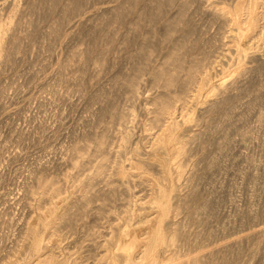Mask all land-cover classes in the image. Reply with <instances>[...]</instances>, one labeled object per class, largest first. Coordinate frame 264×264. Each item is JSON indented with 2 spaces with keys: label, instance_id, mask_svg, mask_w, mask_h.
<instances>
[{
  "label": "bare ground",
  "instance_id": "1",
  "mask_svg": "<svg viewBox=\"0 0 264 264\" xmlns=\"http://www.w3.org/2000/svg\"><path fill=\"white\" fill-rule=\"evenodd\" d=\"M195 6H197L195 9L197 14L198 12H201L205 18L209 19V20L207 19V21H210L211 24L218 25L219 34L214 33L215 35L218 34V36L215 37L214 35L213 38L209 36L210 39H206L207 37L204 38L203 35L198 34L199 28L197 29L195 25V21L193 19L194 16L192 17V14H191V10L193 12V8ZM0 7H1L0 9V71L3 67L6 68L8 65L10 67V65L14 63L17 56L20 53H22L21 52L22 47L25 44V42L28 40L29 37L33 36V33H34L33 29H34V25L36 24V22L33 20H29L30 18L28 20L26 19L27 15L34 16V14H30L32 11L39 9L40 13H42L41 12L42 10L46 11V13L47 12L49 13V11H53L61 7L60 9H61V12H63L64 16L62 19L63 21L60 22L61 25H59V27L61 26L60 32H59L61 34H59L56 37L54 41L55 43L58 42V39L61 36H63L67 31L69 32L70 30H72V28L75 26V25L74 26L71 25L72 20H74L73 18L78 17V15L83 11L80 8V6L78 7L76 6V0H69L66 4H64V6H59L58 1L56 2V0H0ZM175 10H177V12L175 13L176 15H172L173 17H170V13ZM104 13H107V14L109 13L110 15H112L113 13V16H114V13L116 14L119 13L116 15V17L112 18V20H114L113 22L114 25L115 23L117 24L119 20V17L117 16H120V13H122L121 18H123V20L125 21V23L123 22V24L129 25V31H130L129 34L131 35V36L130 35L128 36L127 34L126 36L124 35L126 38L125 42L127 43V45H130V42L132 41H133L132 42L133 44L135 40L136 41L141 40V42H139L141 44H139L138 48H136L135 50L136 54H134L135 52L133 53L134 55L132 54L133 49L129 52L127 48L128 46L126 47L127 48L126 51H128L129 54L131 53V55H129L128 62L130 60L133 64V67L132 69H130L129 72L126 73V76H125L126 80L123 81V84L127 88L130 94V98L133 101L141 100L140 99L141 98L140 96L142 93L141 86L143 84L142 77L147 72V70H149L152 75L151 83H152L153 89L158 90L157 93L155 94L152 93V95L150 96L148 95L147 98L145 99V103L147 105L146 107H148L147 112H146L148 119L145 122L146 135L144 138L147 140L146 141L147 145L145 147H139V146L134 147L133 146L134 145L133 139H134L135 134L133 133V130L129 127V123L131 124L132 121L134 122L135 118L137 117V113H138L137 109L133 108L132 110L127 112L124 110L118 111L119 109L118 108L116 117L118 116L120 126L123 129L120 132V139H119L120 146L119 148L117 147L118 150L116 152H114L115 151L114 149H113L114 151L113 150L111 151L110 150L111 148L109 149L110 147L109 144H111L110 142L111 140L109 138L110 136L108 134L109 133L108 131L102 134L96 133L95 138L93 137L94 138L93 142L90 143L88 140H86V144L85 145L83 144L84 146H81V145L85 140L82 143L76 140L75 142L78 141L77 143H81V145L76 144L75 146L74 145L71 146V147L74 146L72 148V154L70 153L72 157L69 158V155L67 157L64 155L66 159L67 158L70 159L69 160L70 163H68L69 161L66 160L68 161L67 165L70 164V166H72L73 169H79L83 165L85 166L86 162L88 161L86 159H89L87 163L92 164L91 165L92 171H90L91 172L90 173L88 171L89 168L86 169L87 170L86 173L89 172V174L87 175L86 173H84L85 175H87L85 178L82 177L83 179L82 178L80 179L79 175H78L79 177H77V175L73 173H67V174H64L63 179L62 178L60 179L57 177H56L57 179H55L54 177L49 179L47 175H44V173L43 174L39 173L41 169L45 171L44 169H48L49 167H44V165L42 164L44 168H42V166L38 167V169L34 168L39 172L36 173V170H35L34 175L30 173L33 176L31 180L33 179L34 183L27 185L30 183L29 182L30 180L28 182L26 181L27 182L26 190L28 192L26 194L32 196L31 198H29L32 200V202L26 205H29L31 206V208H35L36 210L38 209L43 212L42 213L40 212L41 213L40 216L34 222L27 221V223H25L26 221L24 222L22 220V222H24L25 225L21 228L20 232L17 230V233L19 232V234L17 235L16 239L12 237L14 239V240L12 239L13 240L12 242L13 245H11L12 247L9 248V250L5 248V250H7L8 252H5V251H4L5 253L3 252V247H4L3 244L9 242L10 239L7 242L5 240L4 242V239L6 237L5 235L6 232L4 233L5 236L3 234H0V248H2L1 253H3V256L1 255L0 257V261L2 264H228V262L232 260H230L229 258L226 259V257L228 256L226 253L222 252L223 253L222 255L218 254L215 256L214 253H217L218 251H220L219 249H217L218 251L216 250L217 252H214L212 254L210 253L211 254L210 257H206V256L204 257L202 256L203 255L202 253L201 255L198 254L196 251H198V248L199 249L200 247L202 248L203 242L199 243L200 237H198V240L194 239L196 236H199L197 235V233L195 235L190 234L191 236H193V239L195 241L191 239L192 237L190 238V235L187 233V226H189V223L191 222V220H193L195 217L197 218V215L199 218L203 216V215L200 216V214H204L202 212L205 210V207H206V204L204 202L202 204H201L202 201L199 202L200 199L202 198H201V195H199L198 193L199 191H197L196 189L198 187V184L200 185V183H202L200 181L205 178L204 177L205 172L203 171L205 169L204 168L202 169L204 165L201 167L200 164L204 163V159L201 160V157L205 154L204 151H205V148H207L205 147V145H206V142L208 143L209 141V140L206 141L205 139V138H209L205 136L207 134L205 133L207 128L206 130L204 129L205 132H202L203 131L202 130L201 132L194 133L192 135L191 133H192L193 125L196 126V125H199V123H201L202 125L203 122L206 123L207 125H210L212 121L214 120V118L218 116H221V117L222 116L227 117L228 115L232 116L234 114V111L237 108V101L239 100L238 92L242 89V87L245 88L246 85L244 84L245 83L247 84L246 81L249 78L253 77V75L255 77V75H258V74L260 75L261 72L264 73L263 72L264 70V0H124L122 2H118L114 6L106 7L104 9ZM8 14H10L9 20L7 21V23L2 24L1 22L3 18ZM80 17H81V14H80ZM156 19H158L159 23L163 24V26L165 27L166 33L164 34V36H158L156 32H153L154 33L153 35L155 38H157V40H159L161 44L165 43V44L170 45V47H169V50H168L169 52L166 55L165 60L161 64L159 63V65L154 66L152 68L150 67L149 69L148 67L150 66L149 64L151 63V60L150 62H148V60L152 57L154 50L152 46L148 44V42L149 43L151 42L149 39L145 38L146 36L143 32V28L145 27V25L148 24L147 22L152 24V22ZM80 23H81V26L86 24V22L85 23L80 22ZM213 27H216V26H213ZM38 30H40V28ZM57 30H58V25L55 28V30L53 29L50 30V32L49 33L47 32L45 36L43 34L44 37L43 36L42 37L45 40V42H48L46 41V39L47 40L49 39V41H51V39L54 36V33L57 34L56 33ZM202 31L203 30H201L200 33ZM203 33L205 34V32ZM121 36L123 35H120V37ZM30 39L32 40V38ZM225 39L226 41L228 39V41L225 42ZM114 40L116 41V38ZM156 43L158 45V42ZM153 45H154V42H153ZM223 47H226V48L223 49ZM105 48H106L105 45L104 46L101 45V47L97 50L98 53L96 52L97 53L96 56L93 55L95 52L94 49L87 48L86 50L84 49V51H80L81 49L79 48L80 49V50L78 49L79 51L74 52L73 55L71 54L72 57L69 55L71 59L66 63V65L63 68L68 69L69 66H72V65L73 67L76 66L75 64H77V66L78 65L80 66V67L78 66L79 69L86 68L90 60L93 61V64L94 66H96V68H101L107 63L106 61L107 58H106V53H105L107 49ZM129 48L131 49V47ZM107 54H110V53H107ZM127 58H128V55H127ZM89 66H87V68ZM107 66L109 65L107 64ZM78 67L77 68L75 67L76 70L78 69ZM103 69H105V66ZM87 71H86V74H87ZM100 71L101 70H99V73ZM4 74L6 75V73ZM91 76H92V73H91ZM257 77H260V76H257ZM69 79L68 81H70ZM72 84H73V81H72ZM116 86L118 87L119 85L116 84ZM107 88H110V86ZM81 89L82 88H80V90ZM115 89H114V92L118 91ZM101 91H103V89ZM89 93H92V92H89ZM2 96H1V99H3ZM95 96H97V94ZM100 96H102V94ZM107 96L109 98L108 94ZM5 98L6 97H4V99ZM203 98L205 99L202 100ZM101 99L103 100V96L99 100ZM105 99L107 100V97H105ZM105 99L103 101H105ZM107 102L105 101V103ZM95 103L97 104V101ZM105 103H102V104H105ZM199 104H203V107L201 106L202 108L201 107L197 108ZM97 105L99 106V104ZM100 106H102L101 103H100ZM95 107H96L95 110L94 109L93 110L96 113L93 112V114H96L97 116V113L100 110L97 108V106ZM105 108L106 110H104ZM46 110L48 109L45 108V111ZM102 110L106 112L109 111L107 110V106H104V105L100 113H103ZM32 113H35V112H32ZM87 113L90 114L91 112L89 113L88 111ZM105 113L104 115H106ZM114 113H111V114H114ZM102 116H100L99 118H103ZM57 118L59 119L60 117H57ZM142 118L144 119V117ZM35 119L37 118L35 117ZM92 119L94 118L92 117ZM260 119H264L263 115H261ZM60 120L61 119L58 120L59 124H60ZM58 121H55V123H57ZM59 124H57V126ZM5 125H6V122H5ZM201 125H199V127ZM48 130L50 129L48 128ZM54 131L55 130H53V134H54ZM28 132L29 131H27V133ZM45 132H47V130ZM250 134L251 133H248V135ZM44 135H46V133H44ZM1 137L3 139V136ZM60 139H63V138H60ZM83 139H81V141ZM226 145H229V144H226ZM259 145H261L260 142L258 146ZM4 147H5V144H4ZM64 153L66 154V151ZM209 153L211 155L213 154L211 152ZM67 154H68V150H67ZM199 154L202 156L199 157ZM210 154H208L209 158H211ZM205 156L202 158H205ZM216 159L214 158L213 160H216ZM61 161L63 160L61 159ZM64 161H65V158H64ZM205 161H208V159L206 158ZM209 161H211V159H209ZM212 163L216 164L215 161ZM89 164L88 166H90ZM209 164L211 163L209 162ZM40 165L41 164H39V166ZM205 166H208L207 169L209 168L208 163H205ZM207 169L206 171H208ZM79 170L77 173L83 175V173H80ZM31 175L28 177H31ZM183 181L186 182L185 186H186V189L188 190L185 195H181L180 194L181 192H179V189L181 187L180 183ZM99 182L104 183V186L102 188H100L101 183L98 186L99 188H97V185ZM70 183L73 185L72 193H70L71 191L69 188L68 189L70 192L68 193V189H67V186H68L67 184H70ZM183 184L184 183H182V185ZM185 186L183 187V189L185 188ZM141 187H143L144 190H135L139 188L141 189ZM76 192L79 193V196L74 198L73 195L76 194ZM33 197L34 198L39 197L40 200L36 201V199H34ZM122 198L126 202L124 201L125 204L123 203L121 205L122 206L121 208L123 209L125 208V210L122 213H120L121 211L118 212L119 214L117 215L118 216L122 215L123 217L122 216H121L122 218L118 217L115 220L112 218H109L110 216H108V214L111 213L112 215V213H114L113 210H115L119 206V205L115 206V204H113L114 206L110 207L111 203L117 204L118 201L121 200ZM23 199L22 201H24ZM18 202L20 203V201ZM18 202H15V203L17 204ZM33 202H35V204ZM7 203L9 205L8 201ZM15 203H13V207ZM4 205L1 206L3 207L2 210L5 209L6 207V206L4 207ZM20 206L22 208H25L24 204L23 206L22 205ZM11 209L12 208L9 207L8 210H10L11 212ZM27 209H24V212H26L25 210ZM33 210L34 209H32V211ZM15 211H12V213H15ZM117 211H118V208H117ZM148 211L150 212L152 211V214ZM3 213L0 212L1 215ZM21 215H20V218H21ZM180 215H185L186 220L184 219H181L183 221L175 220L178 216L181 218ZM25 216L27 217V215ZM91 216L94 217L93 226L90 225L91 222H86V220L88 221L90 219L89 217ZM105 218H108V221H105L107 222L108 225L106 228L107 230L104 231L102 229V224L100 222H104L103 219ZM18 221L16 223H18ZM197 221L199 222V220ZM12 222H13V219H9L7 221L5 220V223H11V225H12ZM1 223L2 222H0V224ZM191 224H194V222L193 223L191 222ZM12 228L15 229L16 227H12ZM82 228H86L85 229L86 232H83L84 229L83 231H81ZM100 228L104 232L102 230L99 231ZM189 228H191V226H189ZM81 232L82 234H84L83 236L88 237V240H89L88 242L90 241L92 242L91 246L87 247L86 249L83 246V243H86V242L85 241L82 242L81 240L76 239L78 246L80 243V246L78 247L79 249L78 252L75 253L74 251V254H72L71 252L67 251L68 253H64L65 250H62L63 248L62 245L66 243V241L70 237L74 235H78ZM192 232L193 231H191V233ZM200 236L202 237V234ZM261 238L264 240V237L261 236ZM258 241H261L260 238ZM2 242L4 243L2 244ZM67 243L66 245L68 246ZM261 243L263 245V242ZM70 244L72 245V242H70ZM252 244H255V243H252ZM257 245H260V243ZM255 246L256 245H254V247ZM5 247H6V244H5ZM7 247H9V245ZM228 249L227 250L223 249V250L230 252V250ZM256 250L259 251L261 249L257 248ZM258 251L255 253H259ZM251 252L253 253L254 251H251ZM206 254L207 253H205L204 255ZM250 256L251 255H249V257ZM227 260H230V261L227 262ZM239 263L241 264L242 262H239ZM244 264H247V263L245 262Z\"/></svg>",
  "mask_w": 264,
  "mask_h": 264
},
{
  "label": "rangeland",
  "instance_id": "2",
  "mask_svg": "<svg viewBox=\"0 0 264 264\" xmlns=\"http://www.w3.org/2000/svg\"><path fill=\"white\" fill-rule=\"evenodd\" d=\"M57 1L59 3V6H64V4H66L69 0H67V1L56 0V2ZM122 1H124V0H87V2H86V0H76V6L77 7L80 6V8L83 11L80 13L81 17L79 14L78 17L73 18L74 20H72L71 25L77 26L80 22H84V23L86 22V24L81 26V23H80L77 27L74 26L73 27L74 29L72 28V30H70L69 32L67 31L63 36H61L58 39V42H56V43L54 41H55L56 37L59 34H61V33H59L60 27H61V26L59 27V25H61L60 22L63 21L62 19L64 16L63 12H61V9H60L61 7L57 8L53 11H49V13L48 12L46 13V11H43V10L41 11L42 13H40L39 9L32 11L34 13L31 12L30 14H34V16L33 15H27L26 19L28 20L30 18L29 20H33L36 22V24L34 25V29H33V31H34L33 36L28 38L29 41L27 40L22 47V51H21L22 53H20L17 56L16 60L14 61L13 64L10 65V67H9V65L7 66L8 69H7V67L6 68L3 67L4 69L1 67L3 70L1 69V71H0V74H1L0 75V148H1L0 149V163H1V165H0V171H1L0 172L1 173L0 174V198H1L0 199V212L5 213L9 209V207L12 208L11 212H10V210H8L5 214L4 213L2 215L0 214V222H2L0 224V234L4 235V233L6 232L5 233L6 237L4 239V242H5V240H6V242L9 241V239H10V241L7 243L2 242V244L4 243L3 244L4 245L3 252L4 251L8 252L7 250H9V248L12 247L11 245H13V243H12L13 240L17 238V235L19 234L21 228L25 225V223H27V221L28 222L29 221L34 222L40 216V214L43 212L41 210H38V209L36 210L35 208H31V206H29V205H26V204H30L32 202V200L29 199L32 196L26 194V193H28L26 190L27 189L26 186L30 185L31 183H34V180L33 179L31 180V178H33V176L31 174L34 175L35 170L38 169V167H41V166H42V168L49 167L48 169H44L45 171H43V169H41V168H39V169H41L40 172L36 170V173H38V172L40 174L44 173V175H47V177L49 179H51L53 177L55 179H57V178L63 179L64 174H67V173H73V174L77 175V177L80 176V179L82 177L85 178L89 174V172L92 171V166H91L92 164L87 163L89 161V159H86L88 161L86 162L85 166L83 165L84 167L83 166L80 167L81 169L79 168L80 169L79 170V169H73V167L70 166V164L67 165V162L70 159H68V158L66 159V157L68 155H69V158L72 157V155H71L72 154V148L76 144L81 145V143L84 140L85 141L82 143L81 146H84L86 144V140H88L90 143H92L94 138H95L96 133L102 134V133H105L108 131H109L108 134L110 136L109 138L111 140L110 142L112 144V145L109 144V146H110L109 149L111 148L110 149L111 151L114 149L115 151L114 150L113 151L116 152L120 146L119 145L120 144V141H119L120 132L123 129L120 126L118 116L116 117V113L119 110H124V111L128 112V111L132 110L133 108L137 109V112H138L137 117L135 118L134 122L132 121L131 124L129 123V127L133 130V133L135 134L134 139L136 141L133 139V144H134L133 146L134 147H137V146L145 147L147 145V142H146L147 140L144 138L146 135L145 122L148 119V116L146 113L148 107H146L147 105L145 103V99L147 98L148 95L150 96V95H152V93L153 94L157 93L158 90L153 89V87H152V83H151L152 82V75H151V72L149 70H147V72L145 71L146 72V73L144 72L145 74L143 73L144 74L142 77V83L143 84L141 86L142 87V90H141L142 93L140 96L141 100H136L138 102L133 101L130 98V94H129L127 88L123 84V81L126 80V77H125L126 73L129 72L130 69H132V67H133L132 62L130 60L128 62L129 55H131V53L129 54L128 51L130 52L133 49V52H132V54H133L135 52L136 48H138L139 44H141V43H139V42H141V40L140 41L135 40L133 44H132V42H133L132 41V42H130V45H127V43L125 42V39H126L125 36H126V34L129 36L130 31H129V25L123 24V22L125 23V21L123 20V18H121L122 13H120V16H117V17H119V20H118L117 24L115 23V25L113 24L114 20H112V18L116 17V15L119 13H117V14L114 13V16H113V13H112V15H110L109 13L108 14L104 13V9L106 7L114 6L118 2H122ZM196 7L197 6H195L193 8L194 14H193L192 10H191V14H192V17L194 16L193 19L195 21V25H196L197 29L199 28L198 34L203 35L204 38L207 37L206 39H210V37L213 38V36L215 35L214 33L219 32L218 25L217 24H211L210 21H207L208 18H205L201 12H198V14H199L198 15L196 10H195ZM0 9H1V7H0ZM176 12H177V10L172 11L170 13V17H173L172 15H176L175 14ZM37 14H39L40 17L41 16L42 17L40 18L39 15H37ZM48 14H49V16H48ZM9 16H10V14L6 15L5 16L6 18L4 17L1 23L2 24L7 23V21L10 18ZM32 18H34V19H32ZM39 20H40V22H39ZM157 21H158V19L154 20L152 22V24L147 22L148 24L146 23L147 25H145V27H144L145 29L143 28V32L146 36V37L145 36L144 37L150 40L151 43L148 42V44L150 46H152V48L154 50L152 57L148 60V62H150V60H151V63L149 64L150 66L148 67L149 69H150V67L152 68L154 66L159 65V63L161 64L165 60L166 55L169 52L168 51L169 47H170V45H168V44H165V43L161 44L159 42V40H157V38L154 37L153 32H156L158 36H164V34L166 33L165 27L163 26V24L159 23V21L157 23ZM57 25H58V30L56 32L57 34L54 33V36L52 38L53 40L51 39V41H49V39L48 40L46 39V41H48V42H45V40L43 39L45 34L47 32L49 33L50 30H52V29L55 30ZM213 26H216L217 28L213 27ZM207 27H209V28H207ZM39 28H40V30H38ZM76 28H77V30H76ZM201 30H203V31L200 33ZM80 31H81V33H80ZM203 32H205V34ZM38 34H40V35H38ZM43 34H44V36H43ZM218 34H216L215 37L218 36ZM120 35H123V36L120 37ZM226 36H227V34H226ZM40 37H41V39H40ZM30 38H32V40ZM113 38L114 39L116 38V41ZM227 41H228V39H227ZM227 41L225 39V42H227ZM153 42H154V45H153ZM156 42H158V45ZM103 44L106 47L105 49H107V51L105 52L106 58H107V60H106L107 63L104 65L105 69H103L104 66L101 68H96V66H94L92 60L89 61L90 64L89 63L87 64V66L91 65L88 68L86 66V68H80L79 69L80 66L78 65L79 66L78 67L77 64H75L76 66H74V67H73V65L69 66L70 69L69 68L68 69L63 68L66 65V63L71 59L70 56H71V54L73 55L74 52H77L80 49H81L80 51H84V49L86 50L87 48H91V49H94L95 52L93 55L96 56L98 53L97 50L101 47V45L104 46ZM30 46H31V48H30ZM126 47L128 48V51H126L127 50ZM129 47H131V49ZM124 48H126V49H124ZM225 48L226 47H223V49H225ZM48 53H49V55H48ZM107 53H110V54H107ZM126 54L128 55V58H127ZM134 54H136V52ZM49 56H51V57H49ZM110 57H112V58H110ZM107 64L109 66H107ZM71 67H72V69H71ZM75 67L76 68L78 67V69L76 70ZM83 69H85V70H83ZM98 69L101 70L100 73H99ZM87 70H89V71H87ZM86 71H87V74H86ZM97 72H98V74H97ZM263 72H264V70H263ZM4 73H6V75ZM91 73H92V76H91ZM261 73H260V75L259 74L255 75V77H254V75H253V77L250 76L252 79L249 78L246 81L248 85L246 83L244 84V85H246L245 86L246 90H245V88L242 87V89L238 92L239 100L237 101V108L234 111V114L232 116L228 115L229 116V117L227 116L228 118L226 116L225 117L218 116V117L214 118V120L212 121V123L210 125H207L206 123L203 122L202 125H201V123H199V125H201L200 127H199V125H196L197 127L193 125V127H192L191 135L194 133H199L202 130H203L202 132H205V130L207 128V130L205 132L207 134L205 136H207L209 138H205V139H206V141H208V140L209 141H208V143L206 142V145H208V146L205 145V147H207V148H205V151L208 150L209 152H211L213 154L211 155L208 151H207L208 153L204 151L205 154L203 153L204 154L203 156L199 154V157H201V156L204 157L205 155H207V156H205V158L201 157V160L204 159V163L202 162L203 164H200L201 167L204 165L202 167V169L203 168L205 169L203 171L205 172V174H204L205 178L204 179H206V180H204V179L201 180L200 182H202V183L199 182L200 185L198 184V187L200 189L198 187L196 189L197 191H199L198 193H199V195H201V198H202V199H200L199 202L202 201L201 204L204 202L206 204V207H205V210L202 212L204 214H200V216L201 215H203V216H201L199 218L197 215V218L195 217L193 220H191V222L192 223L194 222V224H191V222L189 223V226H191V228H189V226H187V233L189 235L190 234L195 235L197 233V235H199V236H196L197 238L194 236L195 237L194 239L198 240V237H200L199 243L203 242L202 248L200 247V249L202 251L197 247L198 251H196V252L198 254L201 255V253H202L203 254L202 256L210 257L212 253L217 252L218 251L217 249H219L220 251H218L217 253H214L215 256L218 254L222 255L223 253H226L228 255L226 257V259L229 258L230 260H232V261L227 260V262L230 261V262H228V264L229 263L230 264H240L239 262H242L241 264H244L245 262L247 264H264V262H262V261H264V254H263L264 253V240L261 238V236L264 237V129H263L264 128V122H263L264 119H260L261 115H263V118H264V113H263L264 112V73H262V74ZM257 76H260V77H257ZM22 79H23V81H22ZM55 79L57 80V82ZM68 79L70 81H68ZM72 81H73V84H72ZM248 81H250V82H248ZM119 82H120V84H119ZM65 83H67L69 85H67ZM249 83H250V85H249ZM21 84H22V86H21ZM44 84L46 85V87ZM61 84H63V85H61ZM116 84L119 86L117 87ZM43 85H44V87H43ZM83 86H84V88H83ZM109 86H110V88H107ZM247 86H248V88H247ZM80 88H82L83 90L82 89L80 90ZM71 89L73 92L71 91ZM102 89L104 92L101 91ZM109 89H111V90H109ZM114 89L118 90V91L114 92ZM62 91H63V93H62ZM2 92H3V94H2ZM78 92H80V93H78ZM89 92H92L93 94L89 93ZM57 93H58V95H57ZM1 94L3 96L5 94L4 97H6V98L4 99V97ZM88 94H89V96H88ZM96 94H97V96H95ZM101 94L103 96V100L105 99V97H107V100L105 99L106 102L109 99L110 100L107 103H105V101H103L102 99H101L102 101L99 100L100 98H102V96H100ZM107 94L109 95V98H108ZM1 96L3 99H1ZM47 96H48V98H47ZM73 96H75V97H73ZM61 97H62V99H61ZM72 97H73V99H72ZM9 98L11 99V101ZM81 98H82V100H81ZM205 98H203L202 100H204ZM7 99H9V100H7ZM44 99H46V100H44ZM15 100H16V102H15ZM96 101H97V104H99V106H100V103L102 106L99 107L95 103ZM102 103H105V104H102ZM9 104H11V105H9ZM51 104L54 106V108ZM93 104L94 105L96 104L95 106H97V108L100 111L103 108V105L107 106V110H109L108 111L109 113L104 111V110H106V108H105L104 110H102L103 113H100V111L98 110L99 112L97 111L98 113L96 116V114H93V112L96 113L94 111L96 107ZM201 106L203 107V104H199L197 106V108H200ZM4 107H6V108H4ZM91 107H92V109H91ZM45 108L48 110L45 111ZM117 109H118V111H117ZM36 110H38V111H36ZM51 110H53L54 112ZM90 110H92V111H90ZM48 111H50V112H48ZM55 111H57V112H55ZM88 111H89V113L90 112L91 113L88 114L87 113ZM114 111H115V113H114ZM32 112H35V113H32ZM104 113L106 115H104ZM111 113H114V114H111ZM260 113H261V115H260ZM33 114H35V115H33ZM24 115L26 118L24 117ZM94 115H95V117H94ZM100 116H102L103 118H99ZM109 116H111V117H109ZM33 117H34V119H33ZM35 117L37 119H35ZM57 117H60L59 119H61L60 124L58 121L59 119ZM92 117L94 119H92ZM142 117H144V119ZM96 118L98 119V121ZM16 119H18V120H16ZM51 119H53V120H51ZM13 120H14V122H13ZM117 120H118V122H117ZM39 121H40V123H39ZM55 121H58V122L55 123ZM88 121H89V123H88ZM5 122H6V125H5ZM44 122L47 125V127L44 124ZM104 122H106V123H104ZM261 122L263 125L261 124ZM57 124H59V125L57 126ZM34 125L37 127H35ZM217 125H218V127H217ZM56 126H57V128H56ZM48 128L51 130V132H50V130H48ZM3 130H4V132H3ZM46 130H47V132H45ZM53 130H55L54 134H53ZM27 131H29V132L27 133ZM43 132L46 133V135H44ZM253 132H254V134L255 133L256 134L254 135ZM69 133H70V135H69ZM248 133H251V134L248 135ZM260 135H261V137H260ZM1 136H3V139ZM21 136H22V138H21ZM60 138H63V139H60ZM81 139H83V140L81 141ZM3 140L6 141L7 143L4 142ZM76 140H78L81 143H77L78 141L75 142ZM13 141H14V143H13ZM28 141H29V143H28ZM58 141L59 142L61 141V142L59 143ZM259 142L261 145L258 146ZM35 143H36V145H35ZM73 143H75V144H73ZM4 144H5V147H4ZM15 144H16V146H15ZM226 144H229V145H226ZM19 145H20V147H19ZM55 145H56V147H55ZM72 145H74V146L71 147ZM64 147H65V149H64ZM134 147H132V148H134ZM66 149L68 150V154H67ZM10 150H11V152H10ZM65 151H66V154L64 153ZM208 154H210L211 158H209ZM213 156L215 159L217 158L216 159L217 161L213 160L214 159ZM64 158H65V161H64ZM206 158L208 159V161H205ZM61 159L63 161H61ZM209 159H211V161H209ZM66 160H68V161H66ZM214 161L216 162V164L212 163ZM209 162L211 164H209ZM68 163H70V161ZM205 163H208V165H209L208 169H207L208 166H205ZM39 164H41V165L39 166ZM42 164L44 165V167ZM88 164L91 167L88 166ZM86 165H87V167H86ZM24 166H25V168H24ZM34 168H36V169H34ZM25 169H26V171H25ZM32 169L34 172L32 171ZM84 169H85V171H84ZM86 169H88L89 172L86 173V171H87ZM206 169L208 171H206ZM29 170H31V171H29ZM78 170L80 173H83V175L77 173ZM189 171H190V169H189ZM16 172H18V173H16ZM206 172H207V174H206ZM84 173H86L87 175H85ZM30 175H31V177H28ZM258 175H260V176H258ZM26 177H27V179H26ZM18 178H19V180H18ZM10 179H12V180H10ZM26 181L27 182L29 181L30 183L26 185V183H27ZM31 181H33V182H31ZM18 183H20V184H18ZM100 183L101 182L98 183L97 188H99L98 186ZM182 183H184L183 185L185 186L186 182L183 181L180 183L181 187L179 189V192H181L180 193L181 195H185L188 190L186 189V186L184 188L186 191L183 189L184 186L182 185ZM67 185H66L67 189L69 188L71 191L70 192L68 189V193L69 192L72 193V191H73L72 186L73 185L71 183L67 184ZM100 186H101L100 188H102L104 186V183H101ZM200 186H202V187H200ZM11 190H13V191H11ZM135 190H144V189H143V187H141V189L139 188V189H135ZM73 196H74V198L78 197L79 193L76 192V194H74ZM7 197H8V199H7ZM13 197H14V199H13ZM22 197L23 198L25 197V198L23 199ZM22 199L24 201H22ZM34 199H36V201L40 200L39 197L34 198ZM122 199L119 200L117 204L111 203L110 207L114 206L113 204H115V206L116 205H119V206L117 207L118 211L116 208L115 210H113L114 213H112V215H111V213L108 214V216H110L109 218H112L115 220L118 217L120 218L122 216V215H120V216L117 215V214H119L118 212L121 211L120 213H122L125 210V208L124 209L121 208L122 207L121 205L123 203L125 204V202H126L124 199L123 200ZM17 200L20 201V203ZM7 201L9 202V205H8ZM26 201H28V202H26ZM15 202H18L19 204L18 203L16 204ZM35 202H33V203L35 204ZM13 203H15L14 207H13ZM23 204L25 205V208H22L20 206V205L23 206ZM3 205H4V207L6 206L8 208L5 207V209L2 210L3 207H1V206H3ZM207 207H209V208H207ZM24 209H27L28 211L25 210L26 212H24ZM32 209H34V210L32 211ZM119 209H121V210H119ZM12 211H15V213H12ZM19 211L20 212L22 211L21 214L24 212L22 214L24 216H22ZM148 212H150V211H148ZM150 213L152 214V211ZM8 214H10V215H8ZM153 214H154V212H153ZM20 215H21V218H20ZM25 215H27V217ZM35 216H37V217H35ZM180 216H181V218L178 216L175 220H177V221H180L181 219L186 220L185 215H180ZM4 217H6V218H4ZM91 217H89L90 219L88 218L90 221L86 220V222H91L92 224L90 223V225L93 226L94 225V223H93L94 217H92L93 219ZM8 218L13 219L12 225H11V223H5V220L6 221L9 220ZM16 218L18 220L20 218V220L18 221ZM25 218H26V220H25ZM22 220L24 222L25 221L26 222L24 223V222H22ZM197 220H199V222ZM17 221H18V223H16ZM103 221L104 222H100V223L102 224V229L105 231V230H107L106 228L108 225L107 222H105V221H108V218L103 219ZM181 221H183V220H181ZM2 226H3V228H2ZM6 226H8V227H6ZM12 227H16L15 228L16 230ZM83 229H84V231H83ZM85 229L86 228H82L81 231L86 232ZM102 229L100 228L99 231H101ZM6 230L7 231L10 230V231L7 232ZM14 230L16 233L14 232ZM17 230L19 231L18 233H17ZM191 231H193L194 233L193 232L191 233ZM201 234H202V237L200 236ZM83 235L84 234H82V232H81L78 235H74V236L70 237L66 241V243L68 242L67 243L68 246L66 245V243H64L65 245L64 244L62 245V247H63L62 250L66 251V252L64 251V253L71 252L72 254H74V251H75V253L78 252V250H79L78 247L80 246V243L78 246L76 239L77 240L79 239L82 242L85 241L86 243H83V246L86 249H87V247L91 246L92 242L91 241L88 242L89 241L88 237L83 236ZM191 235H190V238L192 237L191 239H193V236H191ZM8 237H10V238H8ZM259 238L261 241H258ZM70 242H72V245L70 244ZM261 242H263V245ZM252 243H255V244H252ZM256 243L257 244L260 243V245H257ZM5 244H6V247H5ZM7 244L9 245V247H7L8 246ZM73 245H75V246H73ZM254 245H256L257 248L261 249L262 251L256 250L257 248H256V246L254 247ZM259 246H260V248H259ZM5 248L7 250H5ZM73 248H75V249H73ZM76 249H77V251H76ZM223 249L224 250L228 249V250H230V252L224 251ZM251 251H254V252L252 253ZM257 251L259 253H255ZM1 252H2V248H0V257H1V255L3 256V253H1ZM227 252L230 254H228ZM205 253H207V254L204 255ZM208 253L209 254L211 253V254L209 255ZM256 254H258L259 256ZM249 255H251V256L249 257ZM249 258L252 260H250ZM249 261H251V262H249ZM0 264H2L1 261H0Z\"/></svg>",
  "mask_w": 264,
  "mask_h": 264
}]
</instances>
